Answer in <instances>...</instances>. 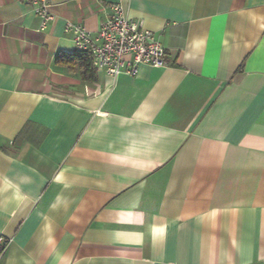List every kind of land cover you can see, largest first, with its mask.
Segmentation results:
<instances>
[{"label":"crops","instance_id":"crops-1","mask_svg":"<svg viewBox=\"0 0 264 264\" xmlns=\"http://www.w3.org/2000/svg\"><path fill=\"white\" fill-rule=\"evenodd\" d=\"M0 0V264H264V0ZM165 66L58 64L110 3Z\"/></svg>","mask_w":264,"mask_h":264},{"label":"built area","instance_id":"built-area-1","mask_svg":"<svg viewBox=\"0 0 264 264\" xmlns=\"http://www.w3.org/2000/svg\"><path fill=\"white\" fill-rule=\"evenodd\" d=\"M31 3L40 18V28L45 29L54 19L53 0H25ZM77 49L89 50L98 70H105L117 78L126 72L139 73L140 65L165 66L167 48L148 28L143 19L130 18L120 3H110L107 17L96 33L83 25L68 20L65 26ZM6 238L0 235V255L4 252Z\"/></svg>","mask_w":264,"mask_h":264},{"label":"trees","instance_id":"trees-1","mask_svg":"<svg viewBox=\"0 0 264 264\" xmlns=\"http://www.w3.org/2000/svg\"><path fill=\"white\" fill-rule=\"evenodd\" d=\"M55 61L65 65L72 72H78L84 80L97 81L99 78L98 70L89 50L76 49L73 52H59Z\"/></svg>","mask_w":264,"mask_h":264}]
</instances>
